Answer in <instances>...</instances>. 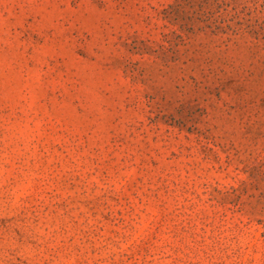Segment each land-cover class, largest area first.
I'll use <instances>...</instances> for the list:
<instances>
[{
  "label": "rangeland",
  "instance_id": "rangeland-1",
  "mask_svg": "<svg viewBox=\"0 0 264 264\" xmlns=\"http://www.w3.org/2000/svg\"><path fill=\"white\" fill-rule=\"evenodd\" d=\"M0 264H264V0H0Z\"/></svg>",
  "mask_w": 264,
  "mask_h": 264
}]
</instances>
